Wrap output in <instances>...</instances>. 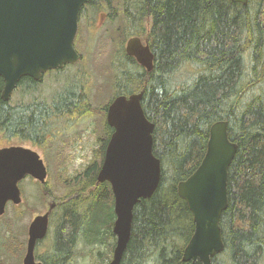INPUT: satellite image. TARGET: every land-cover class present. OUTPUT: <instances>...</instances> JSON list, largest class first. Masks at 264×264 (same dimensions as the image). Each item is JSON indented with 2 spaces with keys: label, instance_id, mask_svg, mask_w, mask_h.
Instances as JSON below:
<instances>
[{
  "label": "trees",
  "instance_id": "trees-1",
  "mask_svg": "<svg viewBox=\"0 0 264 264\" xmlns=\"http://www.w3.org/2000/svg\"><path fill=\"white\" fill-rule=\"evenodd\" d=\"M89 12L93 20L100 14L118 24L123 36L114 55V93L104 105L94 108L86 84L75 79L51 100L34 98L13 106L2 98L5 83L0 77V134L7 139L48 147L58 123L67 125L92 115L104 120L101 149L93 162L74 177L66 176V170L61 174L60 183L69 196L53 212L51 226L58 221L50 231L53 255L44 263L72 264L80 244L93 264L112 260L114 195L109 183L97 180L113 133L106 111L118 96L143 93L144 113L155 124L153 151L161 161V182L151 199L135 207L131 238L120 264H201L183 261L195 223L178 186L202 163L210 129L218 122L228 123L229 139L238 151L229 168V206L220 221L224 251L212 264H261L264 0H248L247 5L231 0H90L79 16L74 43L79 54L87 46L82 20ZM131 38L148 41L154 54L151 72L127 55L125 42ZM38 87L29 77L18 86L27 93ZM48 170L50 174V165Z\"/></svg>",
  "mask_w": 264,
  "mask_h": 264
},
{
  "label": "water",
  "instance_id": "water-1",
  "mask_svg": "<svg viewBox=\"0 0 264 264\" xmlns=\"http://www.w3.org/2000/svg\"><path fill=\"white\" fill-rule=\"evenodd\" d=\"M247 5L248 0H231ZM90 0H0V77L5 86L2 98L10 102L21 80L41 82L43 76L75 65L81 56L75 48L79 16ZM126 53L147 72L154 68L148 41L131 38ZM143 93L118 96L108 106L106 121L113 133L97 180L109 183L114 195L116 245L109 264H120L131 238L134 209L151 199L161 182V161L155 156L153 133L142 107ZM238 146L229 139L228 123L210 129L206 155L198 169L178 186L188 205L195 233L186 246L183 261L212 264L224 251L220 221L228 209V175ZM27 177L47 183L48 170L40 154L23 146L0 148V218L9 203L20 205V183ZM51 205L45 215L29 226L27 255L23 264L35 262V248L46 238Z\"/></svg>",
  "mask_w": 264,
  "mask_h": 264
},
{
  "label": "rangeland",
  "instance_id": "rangeland-1",
  "mask_svg": "<svg viewBox=\"0 0 264 264\" xmlns=\"http://www.w3.org/2000/svg\"><path fill=\"white\" fill-rule=\"evenodd\" d=\"M93 18V14L89 12V17L82 20L87 46L80 53L81 61L76 66L67 67L62 73L50 72L34 92L27 93L23 88H18L10 101L13 106L29 103L34 98L51 100L57 91L75 79L86 84L94 108L104 105L113 96L114 55L123 36L118 32V24H110L108 19L101 18L100 14L95 20ZM128 41L127 39L125 42V48ZM103 122L100 115H92L67 125L64 122L58 123L54 127L55 135H52L54 140L48 147L34 146L18 138L7 139L0 134V148L10 146L31 148L40 154L46 166L50 165L51 169L50 174L48 170L46 188L33 178L21 182L22 203L19 206L10 205L0 222V264H21L24 248L22 249L20 244L26 247L28 229L33 219L47 212L50 199L59 203L68 201V191L59 180L61 174L66 170V176L74 177L84 172L93 162L101 149L100 129ZM45 191L48 192L46 196ZM57 222L51 226V231L56 228ZM49 234L50 238L41 244L42 254L46 253L47 245H51L53 235L50 231ZM84 250L83 244H80L78 252L72 255V264H93ZM261 264H264V259Z\"/></svg>",
  "mask_w": 264,
  "mask_h": 264
},
{
  "label": "flooded vegetation",
  "instance_id": "flooded-vegetation-1",
  "mask_svg": "<svg viewBox=\"0 0 264 264\" xmlns=\"http://www.w3.org/2000/svg\"><path fill=\"white\" fill-rule=\"evenodd\" d=\"M46 76V75H45ZM44 76V77H45ZM43 77V78H44ZM42 81H43V79H42ZM41 81V82H42ZM38 84H40V82H37ZM45 187V186H44ZM45 195H48V192L47 191H45ZM21 196H22V191H21ZM53 204H55V208L51 211V213L49 214V229H48V234H47V236H46V238L44 239V240H42V241H39L38 243H37V245H36V248H35V252H34V256H35V262L36 263H41V264H45L44 263V261H46L45 259L46 258H48V256H51V255H53V249H52V245H47V248H46V253H41L40 252V249H41V244L43 243V242H45L46 240H47V238L50 236V234H49V231H51L50 229H52L51 228V223H52V215H53V212L58 208V202L56 201V200H54V199H50L49 201H48V209H47V212L45 213V214H47L48 212H49V210H50V207H51V205H53ZM10 205H12V204H9L8 205V207L10 206ZM45 214H42V215H45ZM39 216V215H38ZM37 217V216H36ZM28 231H29V229H28ZM28 239H29V234H28ZM21 245V244H20ZM22 246V249H23V256H22V263L21 264H23L24 263V260H25V258H26V255H27V247H28V240H27V244L25 245L26 247H24V244L23 245H21Z\"/></svg>",
  "mask_w": 264,
  "mask_h": 264
},
{
  "label": "bare ground",
  "instance_id": "bare-ground-1",
  "mask_svg": "<svg viewBox=\"0 0 264 264\" xmlns=\"http://www.w3.org/2000/svg\"><path fill=\"white\" fill-rule=\"evenodd\" d=\"M46 196V195H45Z\"/></svg>",
  "mask_w": 264,
  "mask_h": 264
}]
</instances>
